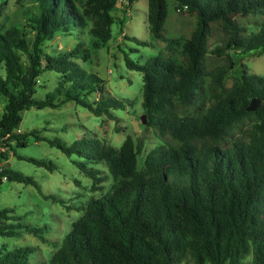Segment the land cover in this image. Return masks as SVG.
Masks as SVG:
<instances>
[{"label": "trees", "instance_id": "1", "mask_svg": "<svg viewBox=\"0 0 264 264\" xmlns=\"http://www.w3.org/2000/svg\"><path fill=\"white\" fill-rule=\"evenodd\" d=\"M132 1L29 0L25 21L0 30V145L12 151L33 135L81 158L73 162L91 179V190L104 180L94 164L103 163L113 179L104 194L79 207L81 215L47 264H244L248 256L251 264H264V77L242 70L230 86L224 82L235 55H264V0H171L176 16L189 22L171 37L164 34L168 0H148V29L163 45L144 63L125 56L127 68L142 73L146 126L160 140L140 168V146L131 135L116 147L19 131L24 110L57 108L66 100L96 116L117 118L114 110L123 101L106 94L103 80L74 62L88 58L89 48L79 42L49 55L42 46L58 32L87 28L91 47L99 49L111 38V11ZM210 54L224 60L207 64ZM47 70L60 74L58 85L37 99L39 77ZM92 92L98 96L90 102L86 96ZM253 97L262 102L247 111ZM5 180L40 188L31 176L0 165V186ZM45 197L56 200L54 194ZM12 211L0 209V235L42 230L24 226ZM31 253L29 247L6 251L0 264H29Z\"/></svg>", "mask_w": 264, "mask_h": 264}, {"label": "rangeland", "instance_id": "2", "mask_svg": "<svg viewBox=\"0 0 264 264\" xmlns=\"http://www.w3.org/2000/svg\"><path fill=\"white\" fill-rule=\"evenodd\" d=\"M29 5V0H0V30L9 23H23L26 19L24 10ZM147 8L148 0H133L126 8L121 4L116 5L111 11L114 16L110 27L111 38L99 49L91 47L87 28H73L69 33L58 32L42 46L43 51L49 55L67 51L79 42L89 48L88 58L80 57L74 59V62L82 70L96 73L103 80L106 94L123 101L124 107L114 110L116 119L105 115L96 116L75 100H66L57 108L31 107L24 110L19 131L27 133L37 130L38 136L57 137L67 144L85 137L108 142L116 147L123 143L127 135H131L140 146V168L145 156L160 144V140L151 127L141 122L142 114L147 121L142 108V73L128 69L125 56L144 63L149 57L155 56L163 45L162 41L152 38L149 32ZM167 13L165 36H176L183 26L189 25V22L176 16L171 0H168ZM130 37L147 41L148 45H141ZM234 59L236 64L224 80L226 86H230L242 70L264 77V55L251 52L235 55ZM223 60L210 54L207 64ZM59 79L58 72L44 71L39 77L34 97L44 98L47 92L55 89ZM96 96L98 93L92 92L86 98L92 102ZM4 105L5 100L0 95V116ZM19 156L51 162L55 168L50 170ZM74 160L82 159L75 154H64L45 140H35L33 135L28 136L25 145L13 144L12 151L0 145V165L31 176L40 187L5 180L0 186V209L11 208L13 211L10 214L20 217L24 226L42 229L38 235L28 233L25 228L21 229L18 236L0 235V254L15 248L29 247L32 251L29 264H47L51 253L71 229V223L81 215L79 207L85 205L90 197H99L109 189L113 179L103 163L93 165L100 170L99 175L104 180L96 185V190H91V179L74 164ZM50 194H54L56 200L45 197ZM244 262L251 264V257H246Z\"/></svg>", "mask_w": 264, "mask_h": 264}, {"label": "water", "instance_id": "3", "mask_svg": "<svg viewBox=\"0 0 264 264\" xmlns=\"http://www.w3.org/2000/svg\"><path fill=\"white\" fill-rule=\"evenodd\" d=\"M262 100L260 98H257V97H253L251 98L248 106H247V111H254L260 104H261ZM141 122L143 124L146 123V118H145V115L142 114L141 115Z\"/></svg>", "mask_w": 264, "mask_h": 264}, {"label": "built area", "instance_id": "4", "mask_svg": "<svg viewBox=\"0 0 264 264\" xmlns=\"http://www.w3.org/2000/svg\"><path fill=\"white\" fill-rule=\"evenodd\" d=\"M184 10V9H183Z\"/></svg>", "mask_w": 264, "mask_h": 264}]
</instances>
